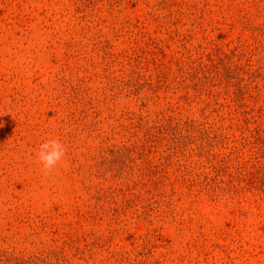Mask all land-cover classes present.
<instances>
[{
  "label": "rangeland",
  "instance_id": "374dc122",
  "mask_svg": "<svg viewBox=\"0 0 264 264\" xmlns=\"http://www.w3.org/2000/svg\"><path fill=\"white\" fill-rule=\"evenodd\" d=\"M0 264H264V0H0Z\"/></svg>",
  "mask_w": 264,
  "mask_h": 264
},
{
  "label": "clouds",
  "instance_id": "9594fccd",
  "mask_svg": "<svg viewBox=\"0 0 264 264\" xmlns=\"http://www.w3.org/2000/svg\"><path fill=\"white\" fill-rule=\"evenodd\" d=\"M66 151V147L59 138H49L39 145V151L35 155L44 173L50 174L62 161Z\"/></svg>",
  "mask_w": 264,
  "mask_h": 264
}]
</instances>
